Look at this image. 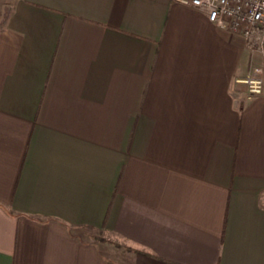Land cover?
<instances>
[{
  "label": "crops",
  "instance_id": "0c3cea01",
  "mask_svg": "<svg viewBox=\"0 0 264 264\" xmlns=\"http://www.w3.org/2000/svg\"><path fill=\"white\" fill-rule=\"evenodd\" d=\"M256 61L176 0H0V264H264Z\"/></svg>",
  "mask_w": 264,
  "mask_h": 264
},
{
  "label": "built area",
  "instance_id": "2783aa9c",
  "mask_svg": "<svg viewBox=\"0 0 264 264\" xmlns=\"http://www.w3.org/2000/svg\"><path fill=\"white\" fill-rule=\"evenodd\" d=\"M205 12L210 22L245 42L261 58L239 81L247 86L248 96L264 93V0H176ZM256 56V58H257ZM258 57V58H259Z\"/></svg>",
  "mask_w": 264,
  "mask_h": 264
},
{
  "label": "trees",
  "instance_id": "16d2710c",
  "mask_svg": "<svg viewBox=\"0 0 264 264\" xmlns=\"http://www.w3.org/2000/svg\"><path fill=\"white\" fill-rule=\"evenodd\" d=\"M105 223H106V220L104 221V224H105ZM128 249H132V247H129ZM133 250H137V249H134V248H133Z\"/></svg>",
  "mask_w": 264,
  "mask_h": 264
},
{
  "label": "rangeland",
  "instance_id": "374dc122",
  "mask_svg": "<svg viewBox=\"0 0 264 264\" xmlns=\"http://www.w3.org/2000/svg\"><path fill=\"white\" fill-rule=\"evenodd\" d=\"M256 56H257V54H256ZM257 57H259V56H257ZM259 60H261V58L259 57Z\"/></svg>",
  "mask_w": 264,
  "mask_h": 264
}]
</instances>
